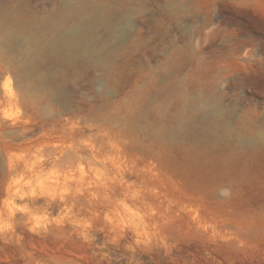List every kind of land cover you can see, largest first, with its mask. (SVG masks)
I'll return each mask as SVG.
<instances>
[{"label":"rangeland","instance_id":"rangeland-1","mask_svg":"<svg viewBox=\"0 0 264 264\" xmlns=\"http://www.w3.org/2000/svg\"><path fill=\"white\" fill-rule=\"evenodd\" d=\"M6 2L44 24L115 11L127 30L101 66L0 77V264H264V140L245 143L264 131V0ZM206 99L228 140L167 133Z\"/></svg>","mask_w":264,"mask_h":264},{"label":"bare ground","instance_id":"bare-ground-1","mask_svg":"<svg viewBox=\"0 0 264 264\" xmlns=\"http://www.w3.org/2000/svg\"><path fill=\"white\" fill-rule=\"evenodd\" d=\"M6 1L0 0V77L7 66H16L22 80L35 77L42 83L46 78L42 72L45 66L70 70L83 65L101 66V55L127 30L122 14L115 11L91 16L73 10L62 20L44 24L24 16L20 5L13 13L8 12ZM33 29L39 30V37L43 40L47 36L50 39L44 42L37 39L30 34ZM15 50L19 51L16 59L10 56ZM8 99L7 91L0 88V105ZM195 121L204 123L205 141L222 143L228 140V115L216 99H206L201 103L185 101L176 122L165 127V130L174 134ZM3 123L0 118V125ZM263 140L264 131H261L248 135L245 143L251 145Z\"/></svg>","mask_w":264,"mask_h":264}]
</instances>
